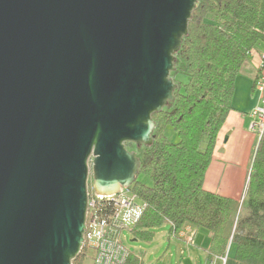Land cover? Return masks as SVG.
Instances as JSON below:
<instances>
[{
	"label": "water",
	"instance_id": "obj_1",
	"mask_svg": "<svg viewBox=\"0 0 264 264\" xmlns=\"http://www.w3.org/2000/svg\"><path fill=\"white\" fill-rule=\"evenodd\" d=\"M196 0H0V264H71L173 101Z\"/></svg>",
	"mask_w": 264,
	"mask_h": 264
},
{
	"label": "trees",
	"instance_id": "obj_2",
	"mask_svg": "<svg viewBox=\"0 0 264 264\" xmlns=\"http://www.w3.org/2000/svg\"><path fill=\"white\" fill-rule=\"evenodd\" d=\"M258 45L264 51V0H196L170 72L174 99L152 114V143L142 146L144 160L128 188L144 205L130 230L135 240L151 241L163 225L175 237L192 224L210 233L207 258L223 256L230 237L237 261L264 264V132L238 216L235 202L203 188L218 131L232 109L236 77ZM84 257L79 251L71 264ZM124 264H144L143 255L129 251Z\"/></svg>",
	"mask_w": 264,
	"mask_h": 264
},
{
	"label": "crops",
	"instance_id": "obj_3",
	"mask_svg": "<svg viewBox=\"0 0 264 264\" xmlns=\"http://www.w3.org/2000/svg\"><path fill=\"white\" fill-rule=\"evenodd\" d=\"M257 53L248 57L242 64L235 81L232 109L222 123L205 171L203 188L214 194L226 197L241 204L244 188L251 171L252 159L257 137L250 130L251 111L257 106L259 96L254 95ZM235 214V210H234ZM230 236L234 220L231 219ZM167 237L169 236L167 232ZM173 242L179 249V260L187 255V264H244L234 257L235 246L230 237L223 256L213 255L207 258L210 233L192 224H185L174 237ZM191 239V242H187ZM179 261V264H183Z\"/></svg>",
	"mask_w": 264,
	"mask_h": 264
},
{
	"label": "built area",
	"instance_id": "obj_4",
	"mask_svg": "<svg viewBox=\"0 0 264 264\" xmlns=\"http://www.w3.org/2000/svg\"><path fill=\"white\" fill-rule=\"evenodd\" d=\"M258 59L254 88L259 102L250 113V130L261 138L264 132V52ZM143 209L144 205L125 188L115 195L95 194L92 189L87 191L84 232L88 230V247L93 250L91 264L125 263L129 250L121 232L125 229L130 232Z\"/></svg>",
	"mask_w": 264,
	"mask_h": 264
},
{
	"label": "rangeland",
	"instance_id": "obj_5",
	"mask_svg": "<svg viewBox=\"0 0 264 264\" xmlns=\"http://www.w3.org/2000/svg\"><path fill=\"white\" fill-rule=\"evenodd\" d=\"M261 50H262L261 45H258L255 49V52L257 53L256 75H257V65L259 62L258 55L260 53L264 52V51L261 52ZM173 68H174V64H173ZM255 78H256V76H255ZM253 87H254V84H253ZM254 90H255V88H254ZM254 95H255V97L258 96V92L256 90L254 91ZM166 135H168V137H170L171 140H174V141L176 140V137L175 138L171 137V130H169V129L166 130ZM256 137H257V142H256V146H257L260 138H258L257 134H256ZM256 146H255V149H256ZM126 148L129 151H134L135 155L137 153L136 157L139 159V161L143 162L144 158L140 154L141 150H142V146L136 147L133 144V146L131 148H128V147H126ZM254 152H255V150H254ZM137 179L144 184H150L149 180L142 174H139L137 176ZM247 182H248V180H247ZM246 186H247V184H246ZM246 186L244 188L243 194H245ZM91 188H92V178H91V172H90V175L88 178L87 189L89 190ZM243 198H244V195L242 196L241 203H242ZM231 201H233V200H231ZM240 207H241V204L239 203V204H237V206L235 208V214L237 216L240 212ZM234 223H235V220H234ZM168 229H169L168 225H163L161 227L154 229L155 235H154L153 239L149 242L135 240L132 237V234H130V232L126 229L121 232V236L123 237L124 245L128 248V250L130 252L143 255L144 264H179V261H180L179 260V249L177 248V245L175 244L178 241L174 237H167ZM201 230H207V229L201 228ZM88 235H89V232L87 230L83 234V243H82L81 248L79 250V251H82L83 255H85V257L82 261V264H91V259L93 257V250L89 249V247H88ZM173 242H175V243H173ZM180 262H182L183 264L188 263L186 254L181 256Z\"/></svg>",
	"mask_w": 264,
	"mask_h": 264
}]
</instances>
